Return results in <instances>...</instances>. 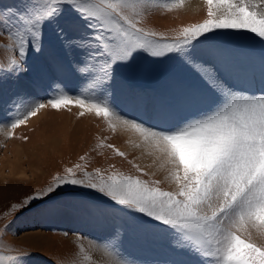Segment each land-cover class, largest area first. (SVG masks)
Masks as SVG:
<instances>
[{
  "label": "snow or ice",
  "instance_id": "1",
  "mask_svg": "<svg viewBox=\"0 0 264 264\" xmlns=\"http://www.w3.org/2000/svg\"><path fill=\"white\" fill-rule=\"evenodd\" d=\"M151 3L153 0H26L23 11L0 12V36H7L8 50L14 53L6 64H0V71L6 69L17 76L25 72L29 51L43 49L46 22L55 21L70 7L84 26L77 38L63 39V46L84 52V60L74 66V71L84 78L86 87L81 95L53 94L47 104L57 110L75 104L82 109L80 115L94 113L113 131L116 122L122 121L139 133L135 147L142 154L155 155L171 165L170 179L178 190L165 191L158 186L159 181L120 172L104 175L99 168L82 169L77 175L68 168L64 175L55 176V182L43 193L12 207L19 210L63 186L82 187L98 192L133 218L143 217L146 225L170 234L172 250L196 257L197 264H264V246L252 239L253 234L264 237V94L230 86L216 65L199 52L202 42L218 30L246 31L264 40V11L245 0H206L207 18L184 27L169 40L138 27ZM138 53L179 58L199 82L187 89L182 99L188 103L206 99L208 106L169 128L124 117L110 101L109 88L114 68L127 64ZM217 58L226 63L222 54ZM44 107V103L19 101L10 128L24 124ZM106 140L101 148H110L116 156L127 159L126 152ZM133 166L141 175L147 174L139 165ZM12 223L5 225V233ZM122 228L123 224L115 225L101 246L113 258L112 264H128L121 255L120 242H112ZM79 251L86 252L83 245ZM31 254L24 249L7 259L11 264H26ZM3 259L0 257V264ZM84 259L90 257L85 254Z\"/></svg>",
  "mask_w": 264,
  "mask_h": 264
},
{
  "label": "rangeland",
  "instance_id": "2",
  "mask_svg": "<svg viewBox=\"0 0 264 264\" xmlns=\"http://www.w3.org/2000/svg\"><path fill=\"white\" fill-rule=\"evenodd\" d=\"M172 3L174 2L162 0L151 4L170 6ZM25 6L26 0H0V12L7 9L23 11ZM176 7L180 6L173 5L170 11L158 9L152 16L149 13L152 10L148 8L138 27H143L146 31H154L171 40L184 27L201 23L207 18L208 5L202 7L199 13L196 11L184 13L179 8L177 11ZM83 26L84 22L77 13L66 7L55 21L46 22L43 30V49L41 52L29 51L24 61L25 72L17 76L9 74L6 69L0 71V185H2L0 197L4 196L0 199V257L4 258L3 264H11L7 258L17 256L19 251L24 249L32 252L31 256L26 258V264H93L85 260L77 250L78 240L69 239L70 234L80 236L79 233H83L84 237H87L84 239L95 245L98 252L109 264H112L113 258L101 246L107 241L113 227L120 224L124 225L121 235L112 242H120L121 255L128 264H176V262L197 264L196 257L178 255L172 250L169 246L170 234L146 225L143 217L133 218L125 210L114 206L107 198L93 190L63 186L54 193L32 200L29 205L19 210L12 207L22 204L24 200L37 193H43V189L55 182V176L64 175L68 168H73L77 175L82 169L94 171L99 168L104 175L120 172L139 176L145 181H159L158 186L165 191L178 190L177 184L170 179V170L163 175L159 172H150L139 165L135 153H130L124 147V142L114 139V135L104 127L102 118H95L88 113L80 115V108L75 104L62 106L59 110L47 104L53 94L81 95L82 89L86 87L84 78L74 71V66L84 60V52L78 48L68 50L63 46V39L77 38ZM211 39L214 43L226 42V40L242 43L233 42L226 49L217 47L214 43L206 45ZM7 44V36H0V64H6L8 58L14 55L8 50ZM234 46L245 51H232L236 50ZM208 51H226L219 53L228 55L226 63L230 61L231 54L247 52L248 67L253 69L252 80L255 82L253 87L258 94H264V40L246 31L218 30L209 40L203 41L199 48L202 57L208 55L206 58L208 61L218 54ZM218 62L214 63L216 67ZM222 64L225 63L220 61L219 66ZM54 66L63 73L66 81L64 88L58 87L51 76L50 70ZM258 69L263 73H257ZM22 80L27 87L36 88L37 94L33 96L38 98L37 100L24 92ZM196 80L195 74L185 67L179 58H152L138 53L127 64L117 65L114 68L109 99L124 111L127 107H136L139 101L159 105L160 99L165 97L167 104L175 109L169 98L175 96L176 89H179L177 95L183 96L187 89L194 86ZM21 100L44 103L45 107L37 110L36 115L29 117L24 124L12 129L10 123ZM190 105L207 107L208 100L188 103L189 107ZM46 107L47 110L53 111L52 117H45L42 113L34 119ZM175 111L178 113L176 109ZM180 111L181 114H178L182 120L185 117L181 109ZM64 114L70 117L67 118ZM104 138H107L108 144H114L121 151L126 152L127 159L116 156L110 148H101L100 144ZM16 149L20 150L19 157L13 155ZM134 164L143 168L147 174L141 175ZM13 165L19 169L16 167L18 171L12 172L10 176L9 167ZM76 165H80V168H76ZM112 165L114 167H110ZM160 166V169L165 168L163 164ZM20 169L24 173H20ZM22 173L23 175H20ZM9 182H12L10 194L6 193ZM10 221H13L11 230L5 233L4 227ZM33 230L49 232L51 235L40 239L41 243H36V247L26 245L18 238L21 234ZM65 233H68V236H65ZM252 239L258 246H264V237L253 234ZM48 240L52 242L50 245H46Z\"/></svg>",
  "mask_w": 264,
  "mask_h": 264
},
{
  "label": "bare ground",
  "instance_id": "3",
  "mask_svg": "<svg viewBox=\"0 0 264 264\" xmlns=\"http://www.w3.org/2000/svg\"><path fill=\"white\" fill-rule=\"evenodd\" d=\"M157 1H162V0H153V2H157ZM166 1L174 2V3L170 4V6H168V7H165V5L162 6V5L151 4L148 7L150 10H152V11L149 12L150 16H152V14H154L156 11H158V9L159 10L160 9H165L166 11H170L173 8V5L180 6L178 8L181 9L184 13L185 12H189V11H196V12L199 13V10L202 7H204V6L207 7L206 0H180V2H177V0H166ZM245 2L248 3L251 6L257 7L259 10L264 11V0H245ZM213 7H215V6H213ZM178 8L176 7L175 9H177V11H178L179 10ZM190 13H194V12H190ZM157 20L159 21V19H157ZM157 24H159V23H157ZM168 24H169V22H168ZM151 25H153V23H151ZM207 56L208 55H204L202 58L206 60ZM2 57H3V55H2ZM223 57H224V60H226L228 58V55H223ZM229 58H230L229 62H227L225 64H222L220 66H219L220 60L217 58V55H215V57L211 58L209 61H210V63H213V64L217 63L219 61L217 68H218L220 74L225 78L226 82L230 86L234 87L237 90H244V91H246V92H248L250 94L260 95V94L257 93L256 89L253 87L255 82L252 80L253 69L248 67L249 54L247 52H245L243 54H231ZM256 72L259 73V74L263 73V71L261 69H258ZM50 73H51V76H52L53 80L57 84V86L61 87V88L62 87L64 88V85H66V81L63 78L62 71L58 70V68H56L54 66V67H51ZM198 83L199 82H198V79H197L196 82L193 83V85L196 86V85H198ZM190 86L191 85H188V87H190ZM22 89H24V92H26V94L28 96L34 98L35 100L38 99V98L33 96V95L37 94L36 88L35 87H31V86L27 87V85H26L24 80H22ZM178 91H179V89H176L175 96L170 97L169 99H170L171 104H173V106L175 107V109L178 111L179 114H181V111H180V109H181L184 117H188V116H191L192 113L196 112L198 109L205 108V107H203L201 105H197L195 107H193V105H190L191 107H189L188 106V102H184V100L182 99L183 96H178L177 95ZM20 93H22V91H20ZM164 98L165 97H162L160 99V101L158 102L159 105H157V104H149V103H145L144 101H139L136 107L135 106L134 107H127L124 111L120 110L118 107L117 108H118L119 112L124 117L131 118V119H137V120L143 121L146 124L152 125V126H158V127H161V128H169V127L175 125L178 121H180L181 118H180L179 114L175 111V109L170 107L167 104V100L164 99ZM77 107H79V106H77ZM77 107H74V108H77ZM47 109H48V107H46L42 111L40 110L41 112L34 119H36L42 113L45 115V117L51 118L52 117L51 112H53V111L47 110ZM80 110L82 111L81 108H80ZM80 110H79V113H81ZM85 113H87V112L85 111ZM88 114L93 115V117H95V118H102V117H96L94 115V113H88ZM75 115H77V114H75ZM64 116H66V114H64ZM66 117L69 118L70 116H66ZM34 119H32V120H34ZM32 120H30V121H32ZM101 121L104 123V127L114 135V139L115 140L124 142V147H126V149H128L130 151V153H135L134 155L136 156L137 160H139V163H140L139 165H142L144 168L148 169L150 172L151 171L154 172V173L159 172V173H161L163 175L169 173V170L170 171L172 170L171 165H168L163 159L157 158L155 155L142 154L141 149L135 147V145L140 140V136H139L138 132H136L134 130H131L130 128L124 126L122 121L116 122L117 123V127L113 131L112 129H110L108 127V124H107L106 120H104L102 118ZM98 122H99V120H98ZM10 141L11 140H9V143H10ZM15 151L16 152H14L13 155L19 157L20 150L16 149ZM1 158H3V157H1ZM162 164L165 166V168L160 169L159 166L162 165ZM16 167H17L16 165H13V166L9 167L10 176H11L12 172L14 173V172L18 171V170H16ZM17 169H19V168L17 167ZM21 172H23V170L20 169V173ZM23 173L20 174V175H23ZM11 180H12V178L10 179V181ZM11 184H12V182H9V186H6V191L7 192L4 190L6 193L10 194V192L12 190L11 189ZM0 186H2V185H0ZM3 197L4 196H1L0 199L1 198L3 199ZM50 235H51V233H49V232H45V231L43 232V231H40V230H33V231H28V232H25V233L21 234L18 238L22 239V241H24L23 243H25L26 245L36 247L37 246L36 243L37 244L41 243L40 239H42L43 237L50 236ZM56 235H57V233H56ZM69 239L70 240H76V241L78 240L76 246H78L79 248H80L81 245H83L84 249L86 250L85 253H81L79 251L78 247H77L78 249L77 248L76 249L83 256L85 254H87L90 257V259H88V260L93 262V264H109L107 262V260L98 252L97 247L95 245H93L91 242H89L88 240H86L84 238H81L80 236L74 235V234L73 235L70 234ZM48 241H47L46 245H50V243H52V242H50L51 240L49 242ZM59 241H61V240L59 239ZM81 258H83V257H81Z\"/></svg>",
  "mask_w": 264,
  "mask_h": 264
}]
</instances>
